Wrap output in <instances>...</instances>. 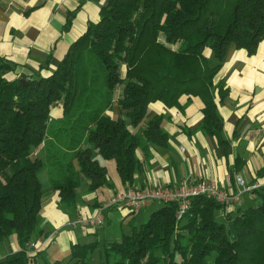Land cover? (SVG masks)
Returning <instances> with one entry per match:
<instances>
[{
  "label": "trees",
  "instance_id": "obj_1",
  "mask_svg": "<svg viewBox=\"0 0 264 264\" xmlns=\"http://www.w3.org/2000/svg\"><path fill=\"white\" fill-rule=\"evenodd\" d=\"M263 37L264 0H105L49 74L7 79L15 66L0 57V241L15 235L19 246L0 264H61L27 254L44 188L73 209L80 187L109 185L96 156L113 160L120 182L131 184L136 152L168 142L162 116L145 118L149 104L199 98L200 129L225 148L215 98L227 89L216 76L230 46L251 55ZM58 104L62 117L49 129ZM114 104L124 117L106 113ZM41 144L44 156L35 155ZM255 192L259 202L235 212L193 197L179 219L175 202L161 203L98 253L97 242L73 244L68 264H264V187Z\"/></svg>",
  "mask_w": 264,
  "mask_h": 264
},
{
  "label": "crops",
  "instance_id": "obj_2",
  "mask_svg": "<svg viewBox=\"0 0 264 264\" xmlns=\"http://www.w3.org/2000/svg\"><path fill=\"white\" fill-rule=\"evenodd\" d=\"M104 1L0 0V57L15 66V70L6 72L5 77L11 80L22 73L40 71L46 75L53 71L70 44L89 23L99 19V9ZM219 81L227 89L221 101L215 98L217 115L222 121V136L227 141L225 148L200 129L202 103L199 98L182 96L180 107L170 108L154 102L149 104L145 118L162 116L161 127L168 135L167 146L150 147L145 154L136 152L140 167L131 184L123 185L118 175L114 182L104 160L96 156L106 168L109 185L96 191H89L87 185H83L77 190L73 209L60 207L58 192L53 187L44 188L38 214L40 232L32 241L46 260L68 264L73 244L99 243L98 240L103 244L128 233L121 228L122 220L131 215L130 227L142 210L155 208V202L136 214L113 206L104 212V224L100 227L74 223L92 217L110 196L129 186L175 185L183 179L203 178L233 192L237 190L234 176L240 175L246 184L256 182L258 190L264 187V37L251 55L230 46L216 76V82ZM106 113L124 117L115 104ZM61 117V104H58L50 111L48 128L58 126ZM34 154L44 156V145L36 148ZM257 196L255 191L243 193L231 208L223 207L227 212H235L255 205ZM118 223L119 230L110 229ZM18 250L15 235L3 238L0 261ZM33 264H43V258Z\"/></svg>",
  "mask_w": 264,
  "mask_h": 264
},
{
  "label": "built area",
  "instance_id": "obj_3",
  "mask_svg": "<svg viewBox=\"0 0 264 264\" xmlns=\"http://www.w3.org/2000/svg\"><path fill=\"white\" fill-rule=\"evenodd\" d=\"M234 181L237 190L233 192L220 188L212 180L203 178L194 180L183 179L175 185L129 186L123 192L110 196L103 204H101L92 217L79 219L74 225L86 223L92 228L100 227L104 224V212L113 206L122 207L129 210L132 214H136L145 206L156 201L161 203L175 202L177 204L175 217L176 219H179L188 209L193 197L204 196L205 198L213 199L219 204L226 206V208H231L235 203H238V200L243 193H252L259 188V185L256 182L246 184L240 175H235ZM38 249L39 247L31 240L27 245V254H34Z\"/></svg>",
  "mask_w": 264,
  "mask_h": 264
},
{
  "label": "rangeland",
  "instance_id": "obj_4",
  "mask_svg": "<svg viewBox=\"0 0 264 264\" xmlns=\"http://www.w3.org/2000/svg\"><path fill=\"white\" fill-rule=\"evenodd\" d=\"M53 127H56V126H51V127H49V129H51V128H53ZM104 163H106V166H107V170H108V174H109V176L111 177V178H114V179H112V180H114V182H116V178H117V174H116V171H115V164H114V161L113 160H104ZM111 182V181H110ZM116 184V183H115ZM257 200L255 201L256 202V204L259 202V197L257 196V198H256ZM155 208H153V209H145V210H142L143 212H142V214L139 216V217H136V222H134V225H139L140 223H142V222H144L145 220H147V218H148V216H149V214H150V212L152 211V210H154V209H156V208H158V207H160L161 206V202H158V201H156L155 202ZM144 212H145V214H144ZM144 214V215H143ZM131 216V215H130ZM129 216V217H130ZM117 217V216H116ZM129 217L127 218V220L125 219L124 221L122 220V222L120 223V225H121V228L123 229V230H126V232H128L129 233V231H130V227L128 226V220H129ZM220 219V218H219ZM115 229V230H119V223L118 224H116V225H112V227L110 228V229ZM99 241V243H98V247H97V249H96V253H98L99 252V250H102V247H103V245H102V241H100V240H98ZM183 243H184V241H182ZM62 264H65V261H63L62 262Z\"/></svg>",
  "mask_w": 264,
  "mask_h": 264
},
{
  "label": "water",
  "instance_id": "obj_5",
  "mask_svg": "<svg viewBox=\"0 0 264 264\" xmlns=\"http://www.w3.org/2000/svg\"><path fill=\"white\" fill-rule=\"evenodd\" d=\"M20 82H22V83L26 84V82H25L23 79H21V80H20Z\"/></svg>",
  "mask_w": 264,
  "mask_h": 264
}]
</instances>
